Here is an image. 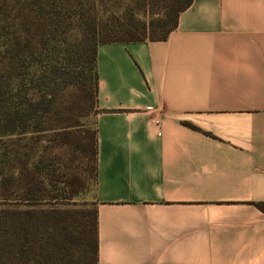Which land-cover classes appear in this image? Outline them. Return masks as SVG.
Here are the masks:
<instances>
[{
    "label": "crops",
    "instance_id": "1",
    "mask_svg": "<svg viewBox=\"0 0 264 264\" xmlns=\"http://www.w3.org/2000/svg\"><path fill=\"white\" fill-rule=\"evenodd\" d=\"M97 65L98 263L264 264V0H193Z\"/></svg>",
    "mask_w": 264,
    "mask_h": 264
},
{
    "label": "rangeland",
    "instance_id": "2",
    "mask_svg": "<svg viewBox=\"0 0 264 264\" xmlns=\"http://www.w3.org/2000/svg\"><path fill=\"white\" fill-rule=\"evenodd\" d=\"M163 4L160 0H0V34L39 38L38 26L45 16L54 20L56 29L47 30L48 38L57 40V46L37 48L43 50L45 60L53 57L54 67L18 73L21 100H30L33 89L42 92L45 101L55 99L56 107L42 110V125L47 127L43 132L4 134L8 99L16 94L8 92V73L0 72V202H21L20 187L28 175L35 178L34 184L45 182L44 188L33 192L36 204L55 201L78 211L93 207L95 161L83 145L92 141L97 109L83 40L95 29L98 35L101 28L108 29L101 38L108 33L122 36L116 28L157 20ZM159 34L160 30L152 37Z\"/></svg>",
    "mask_w": 264,
    "mask_h": 264
},
{
    "label": "trees",
    "instance_id": "3",
    "mask_svg": "<svg viewBox=\"0 0 264 264\" xmlns=\"http://www.w3.org/2000/svg\"><path fill=\"white\" fill-rule=\"evenodd\" d=\"M163 1L162 14L157 20L138 23H125L120 28L123 35L108 33L85 37L84 52L90 65L94 80L91 96L98 95V44L107 41H140L146 39H167L177 28L180 13L188 8L193 0H160ZM47 16V15H46ZM38 30L42 31L39 38L35 36L0 34V72L8 73L10 97L7 106L8 124L4 134L16 132H43L47 127L42 125L44 109L56 107L54 97L45 99V95L33 89L30 100H21L19 95L18 73L24 69H48L55 65L52 56L44 59L43 50L48 46H57V40L48 38L47 30L55 31L54 20L43 16ZM26 21V20H25ZM27 22V21H26ZM160 30L158 37L152 35ZM50 35V34H49ZM70 60H73L71 58ZM54 130V129H53ZM57 130V129H55ZM84 150H91L95 161L97 177L98 141L94 130L91 143ZM26 183L21 185L23 196L21 202H0V264H99L98 208L94 203L91 209L78 211L63 207L59 202L36 204L33 192L42 184H34L35 178L25 175ZM41 202V201H40ZM42 203V202H41ZM264 211V203L259 204Z\"/></svg>",
    "mask_w": 264,
    "mask_h": 264
},
{
    "label": "built area",
    "instance_id": "4",
    "mask_svg": "<svg viewBox=\"0 0 264 264\" xmlns=\"http://www.w3.org/2000/svg\"><path fill=\"white\" fill-rule=\"evenodd\" d=\"M155 122H156V124H160V120H158V119Z\"/></svg>",
    "mask_w": 264,
    "mask_h": 264
}]
</instances>
